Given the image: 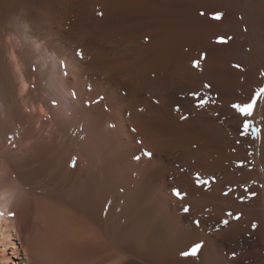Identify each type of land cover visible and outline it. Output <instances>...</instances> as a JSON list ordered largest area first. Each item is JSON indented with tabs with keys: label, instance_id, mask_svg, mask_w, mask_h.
Masks as SVG:
<instances>
[{
	"label": "bare ground",
	"instance_id": "6f19581e",
	"mask_svg": "<svg viewBox=\"0 0 264 264\" xmlns=\"http://www.w3.org/2000/svg\"><path fill=\"white\" fill-rule=\"evenodd\" d=\"M261 73L264 0H0V264H264Z\"/></svg>",
	"mask_w": 264,
	"mask_h": 264
},
{
	"label": "snow or ice",
	"instance_id": "6c2138e0",
	"mask_svg": "<svg viewBox=\"0 0 264 264\" xmlns=\"http://www.w3.org/2000/svg\"><path fill=\"white\" fill-rule=\"evenodd\" d=\"M216 19H220L222 17V13H214L213 14ZM231 37H225V36H220L217 37V41L220 43H225L228 40H230ZM206 54H201V58H204ZM193 67H199V60H194L193 62ZM237 68L240 67V65H236ZM261 75H264V73H261ZM205 87H210V85H205ZM195 95V93H193ZM264 95V86L258 87L250 96V98L247 100V102H235L231 104V108L238 113L241 117L244 119L242 120V130H241V135H245L250 128H252V122L248 119V117H251L253 115V109L257 105L258 98ZM201 106H203L204 101L201 100L200 102ZM259 131L258 129H253V135L256 134V132ZM146 155H151V153L146 152ZM139 159V157H137ZM72 167H75V162H72ZM206 182V181H205ZM173 194L176 195L178 198H183L181 192L178 189H173ZM251 195H255V193H251ZM190 210V206L185 205L183 208L184 212H188ZM11 216H14L15 213L11 212ZM236 218H239V214H237ZM198 223V222H197ZM222 223H227V221H222ZM257 227L256 222L252 223V228L255 229ZM203 247V242H196L191 245V247L185 251H182L180 253L181 256H189V255H196L197 252L202 249Z\"/></svg>",
	"mask_w": 264,
	"mask_h": 264
},
{
	"label": "rangeland",
	"instance_id": "374dc122",
	"mask_svg": "<svg viewBox=\"0 0 264 264\" xmlns=\"http://www.w3.org/2000/svg\"><path fill=\"white\" fill-rule=\"evenodd\" d=\"M202 11H200L201 13ZM255 110L253 111V119H252V125L258 126L259 122H260V118H261V111L259 109V106H256L254 108ZM2 163V162H0ZM258 167H261L259 163H257ZM14 243V244H13ZM10 249L8 250V255H10L11 260L15 263V262H20V264H27L26 262H28V258L26 257V255L23 253L22 250V245L18 242V240L13 239L11 240L10 243ZM12 249L14 251H17V253H12ZM86 261V260H85ZM114 261L113 258H100L99 256L92 258L87 264H92V263H96V264H111ZM30 262H32V260H30ZM128 261H126L125 263H127ZM84 264H86L85 262H83ZM130 264H134L132 262L129 261ZM128 263V264H129Z\"/></svg>",
	"mask_w": 264,
	"mask_h": 264
}]
</instances>
